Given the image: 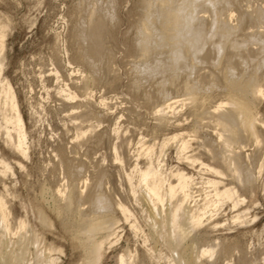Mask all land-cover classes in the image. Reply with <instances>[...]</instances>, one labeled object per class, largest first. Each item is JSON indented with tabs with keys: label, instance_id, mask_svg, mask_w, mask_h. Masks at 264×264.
Masks as SVG:
<instances>
[{
	"label": "rangeland",
	"instance_id": "rangeland-1",
	"mask_svg": "<svg viewBox=\"0 0 264 264\" xmlns=\"http://www.w3.org/2000/svg\"><path fill=\"white\" fill-rule=\"evenodd\" d=\"M227 1L228 6L224 1L219 6H226L225 17L230 12L235 15L229 22L232 26L245 11L250 16L257 10L264 12V0ZM140 3L0 0V25L7 27L0 79L16 98L28 147L25 159L0 139V197L6 203L9 227L5 233L0 223V255H19L20 250L19 264H91L75 236L74 221L77 209L86 214L101 212L93 204L103 195L112 206L115 223L90 233L92 240L103 242L99 264H118L120 256L134 264H264V95L255 102L260 121L254 132L243 128L240 140H220L221 128L209 115L227 101L226 73L240 79L256 74L264 90V64L260 69L256 66L262 56L257 57L259 45L254 39L264 37V24L243 21L241 30L222 46L220 36H214L198 53L189 40L180 43L174 38L170 43L176 47L165 57L158 53L169 49L157 33L154 42L141 39L144 17L159 10L160 0H152L145 11L139 10ZM176 3L173 0L172 6ZM197 3L209 7L204 0ZM90 9L105 15L106 22L108 10L114 17L101 46V55L108 53V57L100 55L96 63L98 80L77 60L76 35L87 26ZM197 17L200 20L190 24L203 23L207 31L213 19L210 12L198 10ZM231 40L248 42L234 49ZM185 46L190 52L177 61L176 55ZM196 55L206 60L199 63ZM217 55L221 56L219 64ZM189 85L200 89L194 100ZM173 103L174 113H156ZM96 135L102 139L96 140ZM184 143L186 149L180 150ZM61 152L72 165L81 166L76 179L67 175ZM234 168H240V179ZM146 170L153 174L147 185L156 187L161 200L154 202L161 225L153 226L146 216L149 204L140 201L146 193L141 178ZM245 174L250 184L245 183ZM180 175L190 180L185 210L201 218V224L177 244L167 219L183 194L169 202L167 191L169 185H177ZM57 189L69 200L55 196ZM226 190H232L234 197L218 202L215 194ZM80 192L83 199L77 200ZM20 222L24 224L21 229ZM205 249H213V256L200 257Z\"/></svg>",
	"mask_w": 264,
	"mask_h": 264
},
{
	"label": "bare ground",
	"instance_id": "bare-ground-1",
	"mask_svg": "<svg viewBox=\"0 0 264 264\" xmlns=\"http://www.w3.org/2000/svg\"><path fill=\"white\" fill-rule=\"evenodd\" d=\"M198 1L199 0H177L176 5L172 6L173 0H160L159 10H156L155 13H152L150 15L146 14L144 17V20H143L144 29L141 34L142 41L148 42L149 40L150 41L152 40L154 42V36H155L154 33L155 34L157 33L158 36L160 37V40L164 42L169 49V51L167 52L160 50L161 52L158 54H161V53L163 55L166 53L171 54L173 47H176V46H173L174 43H170V40L173 41L174 38L175 40L178 39V42L180 43L182 41L189 40L191 42L190 44H192L191 46L195 48L194 52L198 53V52L203 51V49H205L206 45L209 43V40L214 36H220V45L222 46L223 42L225 43L228 40H230V36L234 35L235 34L234 32H236L238 29L241 28L242 26L241 23L243 21L245 22L246 20H249L250 22L256 21L258 23L264 24V12L261 10H257L255 12V16H250L249 13H247L246 11L241 13L239 17L237 16L235 18L237 21V25L232 26L229 22L235 15L232 12H230L226 17L223 15V10L225 9L226 6L230 4L227 0H223L226 6H224V4L219 6L220 4L223 3L222 0H204V2H207L209 4V7L204 6L203 3L198 5L197 3ZM151 2L152 0H141L139 10L145 11V8L148 7L151 4ZM110 8L112 9L111 6ZM198 10L201 11L202 13L210 12L213 18L207 31L205 30L203 23H193L192 25L190 24L191 21L200 20L197 17ZM87 13H88L87 16L89 19L88 24L87 26L83 27V29L79 31L76 35V41L78 43L77 60L81 64L85 65L90 70L94 80H98L100 77V74H99L100 68L96 63L99 62L101 59L100 55L102 52L101 46L103 44L104 32L105 31L108 32L107 25L109 27V24L112 22L114 17L112 13H110L109 10H108L109 16H107L108 17L107 22H106L105 15L104 16H102L103 14L97 15V13L93 12V9L88 10ZM193 13H195L194 16H193ZM221 18H223L224 20H220ZM250 22L248 23L250 24ZM240 24L241 26H239ZM6 29H7L6 26L0 25V52L3 49ZM254 37H255L254 39H256L255 42H257L259 45L257 57L262 56V58L260 59V62L256 65L257 68L260 69L262 64H264V37L262 36L258 38L256 36ZM247 42L244 40L243 41L231 40V43H232L231 47L234 49H238L240 46L245 45V43ZM152 45H151V48H153ZM161 46L159 48H162ZM188 46L190 45L188 44ZM188 46L183 47V50L180 49V51L178 52V55H176L175 58L176 59L184 58V56L188 52H190V49ZM215 48H216L217 53H219L218 51L220 49H219L218 44ZM175 50L178 51L177 49ZM150 51L153 53L152 49ZM206 52L204 51V53ZM156 53L157 52L155 51V56L157 55ZM103 55H107L108 57V53L102 54L101 56L104 57ZM205 55H208V54H205ZM166 56L168 57V55ZM152 57H154V55ZM194 57H195L194 59H196V61H199V63H203L204 59L206 60V58L200 57L199 55H196ZM220 58L221 56L217 55V64L220 63V60H221ZM157 59L158 58H156V60ZM241 60H242V57H241ZM230 61H231V56L228 58L227 63L230 64ZM243 61H246V60H243ZM182 62L184 61L182 60ZM172 63H175V62H172ZM168 64L170 65V60ZM192 64H193L192 66L195 65L194 62H192ZM240 64L242 65V63ZM158 67H161V66L158 65ZM164 67H162V69ZM231 68L233 67L231 66ZM1 69H2V66L0 65V72H1ZM235 71H236V68H235ZM144 72H147V71H144ZM171 72L173 73L174 71H171ZM142 76H145V74ZM175 76L176 77L178 76V72L176 73V70H175ZM258 80L259 79L256 76V74H252L251 76L244 78V79L238 78L236 74L231 75V73L230 74L226 73L223 76V87L225 90L227 101L225 104L220 103V105L214 108L213 112L209 113V115L211 118H213L216 121L217 125L220 126L221 133L218 134V138L222 140L224 143H227L229 141L231 142V141L240 140L242 138L243 128L247 131L254 132L256 123L260 121L258 119V115L255 114V102L260 100V98L264 95V90ZM0 89H1L0 93L2 94V97H3V100L0 103V112L1 111L3 112L2 115L0 116V139L6 146L10 147L11 150H13L17 154H19L21 157L26 159L28 157V147H27V142H26L27 137H26V132L24 128V122H23L21 113L19 111L16 98L10 86L7 83L3 84L2 79H0ZM187 90L190 92V96L193 100L195 99V97H197V94L200 92V89L198 87H195V85H191V86L189 85L187 87ZM73 97L74 96L71 93H68L69 100H73ZM174 104L175 103L170 104V105L168 104L166 105L165 108L158 109L156 113L161 114V113H164L166 110H169V111L172 110V113H174L175 111L173 107ZM84 135L85 133L80 134L78 135L77 138L79 139ZM95 138L96 140L100 141L102 139V135H96ZM174 139L175 138L173 137L169 139L168 142H172L174 141ZM258 142H259L258 138L256 137V143ZM167 143H163L161 147H165ZM186 145L187 144L184 143L181 147H179V149L180 150L186 149ZM148 151H150V149ZM60 156H61V161H62L61 164H63V166L65 167L67 175L71 179H76L81 173V166L72 165V163L69 162L68 159L66 160L65 158H63L65 156L64 152H61ZM239 169L240 168H237V169L234 168V172L237 176L240 174ZM152 176L153 174L151 173L150 170H146L145 172H142L141 174L142 182L144 183L146 193L143 192V194H141L140 201L143 200L149 204L150 207H149V211L146 212V216L147 218L151 219V223L153 224V226H155L157 224L161 225L163 224V222L158 221L157 219L158 214L156 212L155 203L161 202L159 195L157 193V189L155 186L147 185V179ZM244 177H245L244 179L245 183L250 184L249 178H247L246 174L244 175ZM188 181H190L189 178H186L185 176L180 175L177 179V185L176 186L169 185L168 191H167V198L169 202L172 201L178 193L183 194L181 199H177L175 201V204L170 209L169 216L167 219L171 225L170 234L174 236L175 242L177 244H181L183 241H185L189 237V235L201 224V218L194 217L191 214V212L185 210L186 208L184 206V202H186V199L189 197ZM82 184H83V188L86 190L87 188L86 181L83 182ZM99 186H100V180L95 182V188ZM54 194L58 198L69 200V197L65 196V192H63L62 189H57L56 193ZM234 194L235 193H233L232 190H226L222 193L217 192L215 194V197H217L218 202H219L224 199H227V200L232 199L234 197ZM82 196H83V192H80L77 200H82L83 199ZM96 206H99L97 210H101V212H97L96 210H93L92 213L86 214L82 210L77 209L76 215L78 217L74 221V224L76 227L75 236L82 241V246L84 250L86 251V254L88 255V258H89V262L91 264H99L102 254H103V242H97V241L92 240L91 238L92 236L90 233H92L93 231L101 230L106 225L112 226L115 223V219L110 214L112 206L109 203V200H107V198L105 199L103 195H98L96 202L93 204V208H95ZM122 214L123 215L126 214L125 210H122ZM7 219H8V214H7V209H6V203L4 202L3 198L0 197V223L2 224V226H4L3 229L5 233L9 231V227L7 225ZM23 226H24L23 222H20L19 228L21 229L23 228ZM18 254L19 255H16V254L11 255V254L2 253L0 255V262L2 263V262L10 261L12 264H19L22 260L21 259L22 253L20 254V250ZM213 254H214L213 249H208V250L205 249L200 253V257L207 256L210 258L213 256ZM125 257L126 256H120L118 260V264H134L133 262L126 260Z\"/></svg>",
	"mask_w": 264,
	"mask_h": 264
}]
</instances>
